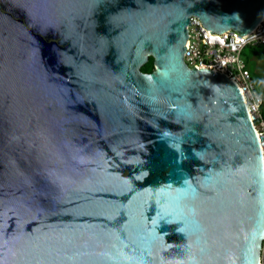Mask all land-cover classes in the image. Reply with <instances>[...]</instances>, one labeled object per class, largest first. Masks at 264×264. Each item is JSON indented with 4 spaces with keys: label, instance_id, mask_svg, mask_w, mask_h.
<instances>
[{
    "label": "water",
    "instance_id": "1",
    "mask_svg": "<svg viewBox=\"0 0 264 264\" xmlns=\"http://www.w3.org/2000/svg\"><path fill=\"white\" fill-rule=\"evenodd\" d=\"M191 17L264 0H0V264H263V153Z\"/></svg>",
    "mask_w": 264,
    "mask_h": 264
},
{
    "label": "built area",
    "instance_id": "2",
    "mask_svg": "<svg viewBox=\"0 0 264 264\" xmlns=\"http://www.w3.org/2000/svg\"><path fill=\"white\" fill-rule=\"evenodd\" d=\"M187 37L183 60L189 68L224 74L236 84L253 122L264 160L263 97L254 88L242 54L247 46H264V18L249 34L240 36L235 30L210 34L199 19L191 17Z\"/></svg>",
    "mask_w": 264,
    "mask_h": 264
},
{
    "label": "rangeland",
    "instance_id": "3",
    "mask_svg": "<svg viewBox=\"0 0 264 264\" xmlns=\"http://www.w3.org/2000/svg\"><path fill=\"white\" fill-rule=\"evenodd\" d=\"M245 53L248 58L247 67L248 70L253 71L261 80V86L257 84L256 89L259 88L264 92V46L250 47L245 48Z\"/></svg>",
    "mask_w": 264,
    "mask_h": 264
},
{
    "label": "trees",
    "instance_id": "4",
    "mask_svg": "<svg viewBox=\"0 0 264 264\" xmlns=\"http://www.w3.org/2000/svg\"><path fill=\"white\" fill-rule=\"evenodd\" d=\"M242 54H243V59H244L245 64H246V68L248 69V67H247L248 58L246 56L245 49H244ZM140 70L143 73H150L153 70L152 58H149L148 62L144 66H142ZM248 71H249L251 79L253 81L254 88L256 89V86H255L256 84L258 86L262 87L259 75H257L256 73H254L251 70H248ZM256 91L263 97V105L261 107V114H262V117L264 120V92H262V90L260 88L258 90L256 89ZM261 256H262V263L264 264V243H263V251H262Z\"/></svg>",
    "mask_w": 264,
    "mask_h": 264
}]
</instances>
